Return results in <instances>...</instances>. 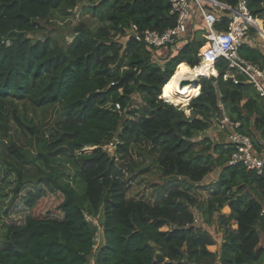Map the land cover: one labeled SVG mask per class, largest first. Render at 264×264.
<instances>
[{"label":"trees","instance_id":"16d2710c","mask_svg":"<svg viewBox=\"0 0 264 264\" xmlns=\"http://www.w3.org/2000/svg\"><path fill=\"white\" fill-rule=\"evenodd\" d=\"M214 1L232 8L245 1L264 31V0ZM79 6L95 27L83 22L65 36L46 32ZM170 12L169 0H0V161L12 178L2 195L0 264H264V172L229 165L232 149L225 139H200L225 116L239 124L237 132L256 152L264 151V99L242 75L238 84L227 78L228 63L220 59L210 73L215 77L200 76V91L195 87L189 104L188 93L183 104L189 117L171 105L168 83L181 67L200 64L202 22L174 53L128 36L132 29L173 28ZM226 28V21L215 25L216 31ZM250 35L262 42L249 28L238 55L263 67L264 46ZM19 104L54 110L58 119L36 125L19 113ZM9 116L25 147L8 133ZM109 145L117 157L104 150ZM86 148L93 150L85 154ZM145 157L162 177L194 185L216 173L217 193L202 212L208 224L229 210L221 216L218 253L207 250L213 239L194 226L196 201L185 191L171 190L154 206L127 199L133 170H148ZM64 163L74 170L68 183ZM157 254L163 262H154Z\"/></svg>","mask_w":264,"mask_h":264},{"label":"built area","instance_id":"2783aa9c","mask_svg":"<svg viewBox=\"0 0 264 264\" xmlns=\"http://www.w3.org/2000/svg\"><path fill=\"white\" fill-rule=\"evenodd\" d=\"M169 3L170 13L175 16L173 28L163 33L145 30L141 34L132 29L128 36L142 42L149 49L158 50L167 46L174 48L180 43L184 44L189 38L192 21L198 16L205 29L202 37L206 42L205 48L200 49L198 53L199 66L210 64L211 71H214L217 61L225 60L230 70L227 78L238 84L236 76L242 75L245 83L251 85L259 97L264 99V66L251 64L238 55L240 47L247 43L248 29H254L259 36L260 32L255 24H259L263 29L262 21L253 19L248 13L245 1L240 2L236 8L225 4L220 7L214 0H169ZM221 21L227 22V28L225 31H216L215 25ZM116 109H119V106L116 105ZM217 123V128L225 135L226 143L232 149L228 164H240L246 171L261 175L264 172V151L256 152L250 139L237 132L238 123L231 122L225 116Z\"/></svg>","mask_w":264,"mask_h":264},{"label":"rangeland","instance_id":"374dc122","mask_svg":"<svg viewBox=\"0 0 264 264\" xmlns=\"http://www.w3.org/2000/svg\"><path fill=\"white\" fill-rule=\"evenodd\" d=\"M218 5V4H217ZM220 7L224 5H219ZM94 20L90 14H86L83 11V7L79 6L73 13V16L68 20H55L52 22L50 26L46 27V32H59L62 33L63 36L70 31L72 28L76 27L79 23H87L91 25V27H95ZM260 32L261 43H259L258 36L250 35L251 39H254L256 43L258 42L261 46H264V34H262L260 29H257ZM70 41L69 39H67ZM258 44V45H259ZM254 45V43H253ZM156 62L159 63L160 58H157ZM161 65V64H160ZM199 79V78H198ZM168 90L170 92V87L168 86ZM136 102H140V97L135 96ZM168 100V99H167ZM171 105L174 107H178L180 110L184 111L185 115L189 117V112L187 111L188 104H181V101L175 102L171 101ZM19 113L26 117V119H32L36 125L41 126H49L53 123L55 119H58V115L54 110H48L46 112H41L39 110L33 109L28 105L19 104ZM217 121L211 124L209 130L202 133L200 139L208 138L212 143H216L217 140H221L220 142H224V136L220 133L219 128H217ZM7 126L9 128L8 133L12 137L13 141L21 146H26V138L21 134L20 129L15 125L12 116H9L7 121ZM93 149L86 148L83 150V153L89 154ZM104 150L111 156L117 157L114 154V145H109L105 147ZM133 158L141 159L137 154L132 153ZM140 161V160H139ZM143 169L146 167L148 170L143 173H139L140 169H134L131 177L130 190L127 193V199L130 201H144L148 203L150 206H154L158 204L168 192L171 190L179 189L185 191L191 197H193L196 201L195 206L191 209L194 218L195 224L194 226L198 228L200 231L205 232L211 236L214 241V245L208 246L207 250L211 253H218L219 247L221 244L222 231L225 228L223 224H220L221 216L226 218L229 215V210L227 207L222 209L218 214H215L213 218L206 224L205 217L203 215V208L209 203V201L213 198V196L217 193V187L213 184L216 181V173L208 175L203 182L199 185H194L185 181L183 178L177 177H169L164 178L159 173L158 169L151 165V161L148 157H145V161L143 164ZM141 168V170H143ZM60 170L63 171L62 180L63 183L70 182L73 175V167L67 163L63 164V167H60ZM30 173H33L30 170ZM12 178L5 174V166L0 161V244L3 237V221L4 218L2 216V212L6 206L7 199H3L2 195H7L9 192L10 182ZM97 228V240L96 243L99 246L102 243V235L101 229L96 220L93 221ZM230 230H235L236 226L233 222L230 223ZM93 264V263H92Z\"/></svg>","mask_w":264,"mask_h":264},{"label":"bare ground","instance_id":"6f19581e","mask_svg":"<svg viewBox=\"0 0 264 264\" xmlns=\"http://www.w3.org/2000/svg\"><path fill=\"white\" fill-rule=\"evenodd\" d=\"M210 73V64L201 65L193 70L189 69L188 67H181L176 73V75L173 77V79L168 83L170 87L169 94L171 98L174 99L176 103L177 101H181V104H183L187 98L188 93H190L191 100L195 92V87L191 83H188L185 86L181 87L182 82H189L196 79L197 77H200L201 75H209Z\"/></svg>","mask_w":264,"mask_h":264},{"label":"crops","instance_id":"0c3cea01","mask_svg":"<svg viewBox=\"0 0 264 264\" xmlns=\"http://www.w3.org/2000/svg\"><path fill=\"white\" fill-rule=\"evenodd\" d=\"M216 12H217V10H215ZM217 15H218V13H216ZM199 22H201V19L198 17V16H196L195 17V19L192 21V24H191V29H192V31H191V29H190V31H189V33H188V36H190L192 33H194V31H196L198 28H200L201 27V25H199ZM193 27V28H192ZM263 32V31H262ZM181 46V43L180 44H178V46L177 47H174V48H171V52L172 53H174L175 51H177L178 50V48ZM184 65V64H183ZM186 66V65H185ZM196 69V68H195ZM213 75H215V72H214V74Z\"/></svg>","mask_w":264,"mask_h":264},{"label":"water","instance_id":"95a60500","mask_svg":"<svg viewBox=\"0 0 264 264\" xmlns=\"http://www.w3.org/2000/svg\"><path fill=\"white\" fill-rule=\"evenodd\" d=\"M198 78H200V77H197L196 79H194V80H192V81H184V82H182V84H181V87H183V86H185L186 84H192L194 87H196V88H198L199 89V91H200V87H199V84H198ZM198 91V92H199ZM193 100V98L189 101V103L191 102ZM188 103V104H189ZM164 260L161 258V256L159 255V254H157L156 255V257H155V261L154 262H163Z\"/></svg>","mask_w":264,"mask_h":264},{"label":"clouds","instance_id":"9594fccd","mask_svg":"<svg viewBox=\"0 0 264 264\" xmlns=\"http://www.w3.org/2000/svg\"><path fill=\"white\" fill-rule=\"evenodd\" d=\"M262 31H263V29H262ZM264 32V31H263ZM199 67V66H198ZM214 71H215V69H214ZM216 72V71H215ZM213 77H215L216 75H212Z\"/></svg>","mask_w":264,"mask_h":264}]
</instances>
